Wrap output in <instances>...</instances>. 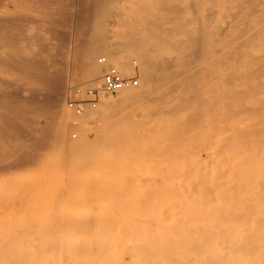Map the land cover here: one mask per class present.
I'll use <instances>...</instances> for the list:
<instances>
[{
	"label": "bare ground",
	"instance_id": "bare-ground-1",
	"mask_svg": "<svg viewBox=\"0 0 264 264\" xmlns=\"http://www.w3.org/2000/svg\"><path fill=\"white\" fill-rule=\"evenodd\" d=\"M84 2L86 4L82 2L80 7L87 11L82 13L87 15L85 17L94 18L95 28L93 25V30L90 29L93 31L90 39L75 45L76 55L72 65L76 67L78 78L89 86L101 84L102 67L105 66L96 62L98 54H103L122 73L131 72L127 62L133 55L140 62L138 72L143 87L124 88L114 95H106L108 99H104L101 109L96 112L88 110L83 118V114L74 113L79 118V122H75L76 128L82 134L79 141H72L66 135L67 114L63 102H60L59 107H53L61 111L55 132L61 143L55 138L58 141L56 144H62L59 147H66L69 153H73L68 164L75 165L74 169L80 164L84 167V156L86 152V155L89 154L91 144L85 132L95 129L89 128L87 121L94 119L100 123L98 128L95 127L100 145L106 150L105 157L109 159L107 166L120 168L127 166L124 159L129 155L128 145L149 138L154 148L153 151L149 149L154 159L153 167L159 176L158 183L154 182V176L155 180L151 177L152 181H149L158 184L155 190L154 187L151 189L155 191L154 200L151 193L153 203L149 202L150 207L129 209L126 211L129 216H96L95 213V216L84 217L81 214L71 217L67 211L72 209L66 207V211L65 206L68 205H60L67 212L64 215L61 212L64 217H44L40 221L36 219L38 222L34 224L33 221H30L31 225L28 223L30 227L34 225L33 229L37 228L35 231L40 234L36 243H33L34 240L31 243L30 238L35 237V232L33 235L27 226L24 230L28 228L30 232H25L32 233H27L28 237L24 236L26 233L22 234L23 229L20 233L18 229L21 228L16 222L12 227L17 229L15 225L18 226L17 230L14 229L17 236H14L15 232H10L12 238L8 237H11L8 229L6 234L0 228L4 231L0 233L5 234L4 238L0 236V240L7 237L5 241L13 239L17 242L14 238L23 235L17 238L22 243L17 244L24 246L23 249V246L13 249L8 247L9 243L5 247L6 242H1L4 248H0V264H264V0H153L150 2L152 8L147 11L140 9L146 12L144 16L145 12L142 14L143 18L140 16L142 23L135 14L141 30L135 24L138 31L133 28L132 21L129 23L123 19V31L119 39L118 35L114 36L116 41H111L101 29L108 17L109 0ZM6 27L10 28V25L6 24ZM38 64L42 62L38 63L32 56L0 55V71L14 75L18 80L26 73L41 71L45 74L46 66ZM19 93L6 96L15 107H20L22 103ZM60 95L59 98H62ZM23 102L28 103L27 99ZM65 135L70 140L68 143ZM92 148L96 149L94 145ZM90 154L88 156L91 157ZM87 173L90 174L89 171ZM102 178L109 181V178ZM106 186L104 188L108 191ZM110 189L111 195L114 190ZM115 193L118 194L117 191ZM116 194H113L114 197ZM104 199L100 202L110 200ZM111 199H114L113 196ZM139 199L142 201V198ZM144 199L148 200V197ZM92 202L93 205L96 203ZM127 202L130 203V199ZM89 205L88 208L93 207ZM100 209V213H112V210ZM121 209L118 211L121 212ZM90 210H87L89 215ZM24 238L30 239L29 243Z\"/></svg>",
	"mask_w": 264,
	"mask_h": 264
},
{
	"label": "rangeland",
	"instance_id": "rangeland-1",
	"mask_svg": "<svg viewBox=\"0 0 264 264\" xmlns=\"http://www.w3.org/2000/svg\"><path fill=\"white\" fill-rule=\"evenodd\" d=\"M33 1H34V4L32 3ZM85 1L87 2V0H85ZM111 1L109 0V2H108V17L106 16L108 20L106 19L105 22L103 21V24L101 25V29L106 32L107 37L111 41L112 40L116 41L117 38H115V37H117V35H118V39H119V35L122 33L121 31H123V26L121 25L123 19H125L129 23L132 21L131 22L132 25L135 24L136 27L139 29V31L141 30V26H140V23H142L141 19L146 14L145 11H147V9L152 8V6H151L152 3L150 4V2L153 0H150V1L145 0V1H148L150 5L148 4V2H147V4L144 3L143 0H133V1L131 0V2L129 0L130 3L128 2V6L126 5V2L128 0L127 1L126 0H122V1L121 0L120 1L111 0ZM123 1H124V3H123ZM176 1H184V0H176ZM0 2H1L0 3V20H2L0 22L1 23L0 26H4V28H0V55H25L27 57L32 56L33 59H36V61H38V63L42 62V64H38V65H44L47 68V71L44 72L45 74L41 73V71L39 73H38V71H35V73L32 72L30 74L26 73V75L23 76V78L21 80H18L14 75L13 76L7 75V74L2 73L0 71V81L3 79V81H1V83H0V218H1L0 219V228H2L5 231V233H6V230L8 229V232H9L8 235H11L10 232H12V234H13V232H15L14 236H17L15 234H16V230L18 229V226H19L21 229H18V230H20V233H22V229H23L24 232L22 234L26 233V235L24 234V236H26V237L29 236V235H27V233L30 232L28 229V228H30L32 233L35 232V237L33 236L34 235V233H33V235H32L33 237L31 236L32 238H30L31 243H32V240H34L33 243L34 242L36 243V239L38 240V238L40 237V234L36 233L35 229L37 230V228L33 229L35 227L34 225H32L31 227L28 226L29 225L28 223H30V221H33V224L35 221L38 222V220H36V219H39V221H40V219L44 218V217H62L64 215V212L65 213L68 212L69 216H71V217L81 216V214H82V216L84 215V217H86V215L87 216H95V213H96V216H113V215L129 216V212L128 213L126 212L129 209H131V210H139V209L144 210V208L147 209L148 207H150V203H153V200H154V192L155 191H153V190H155V188H157V186H158L157 183L159 182V178H158L159 176H158L157 172H155V170H154L155 167H153L154 166V159H153V155H151V154H152V151L154 150V148L151 145L149 138H147V139L143 138V139L138 140L137 142H132L128 145L127 149H128L129 155H128V157H126V159H124V162L127 163V166L120 167V168H118V166H115L117 168H115L114 166L113 167L107 166L109 159H107V157H105L106 150L104 148H102V146L100 145V140H99V137L97 134V129H96V127L97 128L99 127V126H97V124L100 125V123L94 119H89L87 121V126H89V128L90 127L95 128L96 130L95 129L94 130L90 129V131L87 130L85 132V134H86L85 137L89 141H91L90 148L92 147V145H94L96 149L93 150V148L92 149L88 148V150L90 152H92V155H91L90 152L88 151L89 154L91 155V157L88 156L89 154L86 155L87 152L85 153V150H87V149L83 150L84 152H82V154L85 153V156H84V157H86V158H84V160L86 159L85 165H88V166L85 167V165H84V167H83L80 164L79 166H76V168L78 167L77 169H74L75 165L72 166L73 164H68L69 161H71V160H69V158L72 157L73 153H69V151L66 150L65 146H64L65 149L62 147H59L62 144H59V145L56 144V141L58 139L56 138L57 136H56L55 132H56V128L59 124L58 122L60 121V116H59L60 114L59 113L61 111L59 108L58 109L56 108L58 110V113H57V110L56 109L54 110V108H55V106L59 107L60 102H63L64 107H65V111L67 114L66 115V117H67L66 135L68 136L69 139L71 138L72 141H79L82 137L81 131L78 130V128H76L77 125L75 124V122L79 118L76 117L74 112L67 107V99H68V92H69V89L71 87H74V86L89 87V85H87L86 82H82L78 78V76L76 74L77 73L76 67H74L72 65V63L74 62V55H76L75 45H80L83 41L90 39L91 32H93L91 30H93L92 28H93V25L95 23L93 21L94 18L89 17V16L85 17V16H87V15H85L87 10L84 11L83 8L80 7L83 4H86L84 2V0L83 1L82 0H50V2H49V0H0ZM82 2H83V4H82ZM87 4H89V3L87 2ZM132 4H134V6ZM3 5H5V6L3 7ZM77 5H79L78 8H77ZM135 5H137L136 9L139 10V12L134 8ZM138 5L140 8L138 7ZM144 6H146V7H144ZM85 7H87V6H85ZM133 8H134V11H133ZM141 8H142V10H145L144 11L145 13L142 10H140ZM79 9H80L81 13H82V11L85 12V14H83V13L82 14L79 13V14L81 16H84L86 19H83L84 17H81L78 14V12H80ZM130 9H132V10H130ZM135 10H136V12H135ZM123 11H126V13ZM129 11L131 12L130 14H129ZM91 12H92V15H94L93 14L94 12L93 11H91ZM115 13H116V15H115ZM138 13L139 14L141 13V15H138ZM111 14H113V16ZM135 14L137 16H139L138 18L140 19V21ZM142 14H143V16H142ZM88 15H90V13ZM140 16H142V18ZM80 17H81L80 20H83V21H80L77 19ZM134 17H136L137 19ZM128 18H130V19H128ZM3 19H4V21L6 20L7 22H10V23H4ZM137 20L140 23L137 22ZM31 21H34L35 23H33ZM118 21H119V23H118ZM2 23L4 25H2ZM6 24L8 26L10 25V28L6 27ZM11 24L14 26H12ZM15 25L16 26L18 25V27H16ZM119 25H121L122 27ZM135 25L133 28H136ZM12 27H14L13 28L14 30L12 29ZM6 28H8V29H6ZM18 28H21V29L18 30ZM94 28H95V25H94ZM137 28H136V30H137ZM9 31H10V33H9ZM3 33H5V34H3ZM13 33H15V34H13ZM16 33L17 34L19 33V34L16 36ZM20 33L22 36L20 35ZM1 34L5 35L7 37H3ZM11 36L16 37V38H13V37L11 38ZM111 37H113V38H111ZM79 40H80V42H79ZM33 53H34V55H33ZM100 57H104V55L98 54L96 56V62H98V58H100ZM133 60H136V58H135V56L131 55L130 58L128 59V62H127V65L129 66V68H132L131 63ZM109 63L111 65H113V63H111V62H109ZM48 65L50 67H48ZM138 65H140V62H138ZM104 71H105V67H102L101 76H103ZM123 73L129 74L130 70H129V72L126 71ZM59 76L61 77V80H60ZM56 77H58L59 79ZM4 80L8 81L9 84H10V82L13 84L9 85ZM21 82H22V84H21ZM2 83H4V84H2ZM7 85H9V86H7ZM141 86L143 87V84H142V81L140 80V85L138 87L127 88V89H141ZM18 89L20 90V93H19ZM57 90H59V91H57ZM11 92L12 93L16 92V93H19L21 95L22 103H21L20 107H18V106L15 107L14 105H12V103L8 97H10L11 95L16 96L17 94L14 95ZM6 93L8 94V97H6L7 96ZM9 93H11V95ZM56 93H60L61 95L56 94ZM3 94L4 95L6 94V95L3 96ZM59 95L62 98H59ZM2 97H4L5 99ZM53 98H55V101H56L55 103H54ZM23 99L25 101L27 99L29 104L27 102H23L24 101ZM42 99H43V101H46V102L44 103L42 101ZM104 99H108V97L107 98L104 97L102 99L99 107L93 111L91 110V112L99 111L101 109V105H103L105 102ZM32 100L34 101V103H32L33 102ZM38 100L41 102H39ZM35 102H37V103L35 104ZM38 102H39V104H38ZM47 102H48V104H47ZM9 103H10V105H9ZM11 109H12V111H11ZM18 110H20V114H18L19 113ZM21 111H22V113H21ZM83 116H85V113L82 115V118H83ZM78 122H79V120H78ZM19 129H21V130H19ZM22 130L24 131L23 134H21ZM67 136H66L65 141L68 143L70 140L67 139ZM58 141H60V143H61V140H58ZM58 141H57V143H58ZM66 142L63 141V144H67ZM99 148H101V149H99ZM144 148H145V150H144ZM63 149L65 150V152ZM149 149H151L152 151H149ZM57 151L60 154L56 153ZM66 151H68V152H66ZM148 151H149V153L146 155V153ZM69 154L71 156H68ZM82 154H80V155H82ZM65 158H67V159H65ZM145 158H146V160H144ZM60 159H61V161H60ZM87 159H88V161H87ZM89 159H91V160H89ZM58 161H59V163H58ZM61 164H63L64 167ZM67 165H70V166H67ZM93 165H95V169H93L94 168ZM92 166H93V168H92ZM68 167H70V168H68ZM91 168H92V170H91ZM74 170H75V172H74ZM88 171L90 173L89 175L87 173ZM100 172H102L103 174ZM76 173H78V174H76ZM105 173L107 175L109 174L110 176L109 175L107 176ZM104 175H106V176H104ZM153 176H154V178L156 177L155 178L156 181H154L155 179L153 178ZM102 177L109 178L108 179L109 181H107V179H103ZM151 177L154 179L153 180L154 182H157V183L152 182L154 186L152 185L151 182H149V181H152ZM98 178H100L101 183H104V186H106V183H108L107 186L109 189H110V186H112L110 190H112V191L114 190L113 191L114 195L116 194L115 191H117L118 194H116L115 197L113 194H111L114 199H111L112 196L110 195V193H112V192H110L109 189H108V191H106L103 184L101 185ZM101 178L103 179L104 182L101 180ZM136 179H137V184H136ZM157 179H158V181H157ZM97 181H99V182H97ZM114 182L116 185L114 184ZM125 182L127 185L125 184ZM89 183H91L92 185ZM148 183H151V184H148ZM96 184L99 186V188H97L98 186ZM78 185H80V186H78ZM93 185H95V186H93ZM144 185H146V186H144ZM107 186H106V188H107ZM122 186H124L125 188L124 187L122 188ZM153 187H154V189H153ZM86 188L88 189V191H86L87 190ZM83 189L84 190L86 189L85 192L87 194L84 193ZM92 189H94V190H92ZM143 189H144V191H143V193H141V190H143ZM151 189H153V190H151ZM149 190H151V191H149ZM62 191H64V192H62ZM134 191H136V192L138 191V192L136 193ZM58 192H61V193H58ZM81 192H82V194H81ZM91 192H92V194H91ZM104 192L108 196V198H107V196H105ZM120 192H122L124 195L126 194V196H124ZM130 192H132V194H134V195H132ZM88 193H90V194L88 195ZM107 193H109V194H107ZM147 193H148V195H147ZM120 194L122 196H120L118 198V196ZM129 194L131 195L130 197H128ZM142 194L145 196L141 197V196H143ZM150 194L153 195L152 196L153 200H152V197ZM63 195H66V196H63ZM68 195H70V196H68ZM75 195H77L78 197L77 196L74 197ZM86 195H88V197ZM95 195H96V197H95ZM80 197H81V199H80ZM101 197L103 199L105 197L104 200H107L109 198H110V200H107L108 203L106 201L100 202V200H102ZM147 197H148L149 201L147 199H144ZM50 198H51V200H49ZM59 198H60V200H59ZM64 198H66V199H64ZM68 198H69V200H68ZM95 198H96V200H95ZM115 198L117 200H115ZM139 198H142V201H140ZM150 198H151V201H150ZM85 199H87V201H85ZM129 199L131 201L130 203L127 202V200H129ZM64 200H66L65 201L66 204H63V203H65ZM74 200H76V201H74ZM68 201H70L71 203ZM79 201H80V203H81V201L83 203L80 204ZM90 201H91V203H90ZM92 201H95L96 203L98 201L97 206L95 207L98 210L95 209V211H93L96 203H94V205H93ZM120 202L122 204H120ZM124 203H126V205H124ZM139 203H140V205H139ZM77 204L79 205V207ZM89 204H91V206H93V207L88 208L87 206H90ZM100 204H104V205L101 206ZM118 204H120V205H118ZM56 205H57V208H56ZM60 205L63 207L65 205H68V206H65V208L68 207V210L69 209H72V210L67 211V208H66L65 209L67 211L66 212L63 207H60ZM80 205H83V206H80ZM58 206L60 208H58ZM75 207L80 209V212H81L80 214H79V209H76ZM83 207H86V208H83ZM107 207H108V209H107ZM100 208H103V209L106 208L104 210H112V213L111 212L110 213H103V212L100 213V211H102V209H100ZM83 209H84V211L85 210L86 211L84 212ZM90 209H92V211ZM99 209H100V211H99ZM120 209H121V212H119ZM123 209L126 213L123 211ZM56 210H58V211H56ZM76 210L78 213L76 212ZM87 210H90V215L88 213L89 211L87 212ZM61 212L63 215L61 214ZM92 212H94V213H92ZM59 213L61 214V216ZM74 214H75V216H74ZM91 214H93V215H91ZM130 215H132V214H130ZM5 217L7 219L12 217V219L6 220ZM16 217H18V218H16ZM26 217H29V218H26ZM66 217H67V215H66ZM19 218L21 220H19V222L16 221ZM13 219H14V221H13ZM9 221H11V222H9ZM4 222H6V223H4ZM15 222L18 225V226L15 225V227H17V229L13 228L14 226L12 227V225H14ZM10 223H11V226H10ZM31 224L32 223H30V225ZM37 225H39V224H37ZM37 225H36V227H37ZM22 226H23V228H22ZM26 226L28 228L26 230H24L26 228ZM14 229H16V230H14ZM38 230H40L39 226H38ZM2 231L0 229V232H2ZM25 231H29V232H25ZM18 233H19V231H18ZM32 233H29V234L31 235ZM1 235H3L2 237L4 238L5 234L0 233V236ZM8 235H6V236H8ZM21 236H23V235H18L19 238ZM8 237L12 238L13 236L11 235V237L10 236H8ZM6 238L7 237H5V240H6ZM17 238H14V239L17 240V242H19L20 239L18 240ZM26 239L24 238V241H26V243H29L28 240H30V239H28V240H26ZM1 240H0V243L5 241L4 239L2 241ZM21 240H22V238H21ZM5 242H6L4 245L5 247L9 243L8 247H12L13 249H14V247L19 248L20 246L21 247L23 246V244L19 245V243H22V241L19 242L18 244L16 241L14 242L13 239L12 240L10 239L8 242L7 241H5ZM15 243L17 245H14ZM0 246H1L0 247L1 249L4 248L2 246V243L0 244ZM25 247L29 248V249L32 248L31 246H25ZM7 248H5V249H7ZM12 248H9V249H11L9 251H13ZM23 248H24V246L22 247V249ZM16 250H18V249H16Z\"/></svg>",
	"mask_w": 264,
	"mask_h": 264
},
{
	"label": "built area",
	"instance_id": "built-area-1",
	"mask_svg": "<svg viewBox=\"0 0 264 264\" xmlns=\"http://www.w3.org/2000/svg\"><path fill=\"white\" fill-rule=\"evenodd\" d=\"M98 63L106 67L101 84L89 87L74 86L69 89L67 107L76 115L97 109L106 95H114L124 88L140 85L139 65L136 60L131 63L132 71L129 74L122 73L118 67L111 65L106 57L98 58Z\"/></svg>",
	"mask_w": 264,
	"mask_h": 264
}]
</instances>
